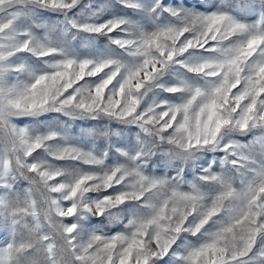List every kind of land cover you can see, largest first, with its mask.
Returning <instances> with one entry per match:
<instances>
[{"label": "snow or ice", "instance_id": "snow-or-ice-1", "mask_svg": "<svg viewBox=\"0 0 264 264\" xmlns=\"http://www.w3.org/2000/svg\"><path fill=\"white\" fill-rule=\"evenodd\" d=\"M0 264H264V0H0Z\"/></svg>", "mask_w": 264, "mask_h": 264}, {"label": "rangeland", "instance_id": "rangeland-1", "mask_svg": "<svg viewBox=\"0 0 264 264\" xmlns=\"http://www.w3.org/2000/svg\"><path fill=\"white\" fill-rule=\"evenodd\" d=\"M80 131V129L79 128H77V132H79Z\"/></svg>", "mask_w": 264, "mask_h": 264}]
</instances>
